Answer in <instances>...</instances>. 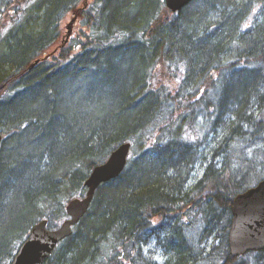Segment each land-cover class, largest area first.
Instances as JSON below:
<instances>
[{
  "label": "trees",
  "instance_id": "1",
  "mask_svg": "<svg viewBox=\"0 0 264 264\" xmlns=\"http://www.w3.org/2000/svg\"><path fill=\"white\" fill-rule=\"evenodd\" d=\"M79 3L85 4L84 0H0V46L5 45V51L16 58L21 52L25 57V65L18 69V86L10 77L13 67L0 53V129L5 134L0 150V264L11 262L39 220L48 219L49 228L61 224L65 204L83 194L92 169L125 142L133 147L139 142L145 145L129 156L124 173L97 190L90 209L97 210L96 215L87 222L93 221L81 228L85 216L47 264H58L66 257L73 264L141 261L139 244L147 237L148 220L141 227L132 211L137 210L138 201L147 207L151 204L152 210L155 199L170 198L162 181L148 179L145 163L171 169L178 160L185 172L193 147L199 146L195 141L202 137L197 116L210 119L213 107L222 115L229 109L233 120H248L254 133H245L232 126L235 121L225 119L218 128L231 131L221 142L232 160L227 157L221 168L217 163L214 168L208 166L205 180L195 184L211 188L200 204L205 212L200 219L204 216L209 221L216 215L224 233L222 245L210 249L208 257L222 255L215 264L221 260L223 264H264V250L234 256L228 243L234 197L264 178V152L259 148L253 157L246 153L264 140V19L260 17L264 0H192L177 12L165 0H89L79 13L81 25L88 30L61 45L63 20ZM214 6L218 9L212 12ZM38 10L45 13L33 16ZM42 25L49 27V39L37 31L38 36L31 37L37 43L27 49L28 29ZM131 43L144 54L125 52ZM57 46L59 50H53ZM114 50L116 56H110ZM43 54L51 55V60L28 72L31 62ZM80 62L97 68L87 65L95 72L56 79L58 72L74 70ZM192 63L205 72H194ZM108 69L114 74L108 76ZM137 73L140 77L133 80ZM231 80L229 94L239 102L238 110L225 105L222 96L207 98L212 88ZM27 81L37 93L26 91ZM53 98L60 116L53 127L32 134L29 131L35 129L36 121L20 124L13 118H42ZM24 141L27 144L19 147L18 142ZM181 148L185 153L180 156ZM40 154L48 155L51 163L38 160ZM19 167L25 168L23 174ZM131 179L137 180L134 187L124 188ZM39 184L50 186L35 191ZM26 186L30 188L21 195ZM31 195L40 199L34 212L25 206ZM174 223V236L179 238L174 257H180L175 264H197L185 262L180 254L188 236L185 225L181 229V222ZM112 250L114 254H109Z\"/></svg>",
  "mask_w": 264,
  "mask_h": 264
},
{
  "label": "bare ground",
  "instance_id": "2",
  "mask_svg": "<svg viewBox=\"0 0 264 264\" xmlns=\"http://www.w3.org/2000/svg\"><path fill=\"white\" fill-rule=\"evenodd\" d=\"M218 4V3H216ZM218 9V6H214L213 9L211 10L212 12H215ZM45 13L44 11H35V13L33 14V16L35 17H40L42 14ZM211 20L207 21L206 25L209 24ZM49 27L42 25L40 26L38 29L36 30H32L31 28L28 29V36L29 38H26L25 41L27 42V49L31 48V45H34L35 43H37L36 40L31 39V37H35L38 32H42L41 35H44L45 38L49 39L48 35L46 34L47 29ZM27 36V33H25ZM23 36V35H22ZM31 44V45H30ZM16 45V44H15ZM14 45V46H15ZM127 50L125 52H129L130 51V55H138V56H142L145 52V50H141L140 48H138V45L131 43L129 45H127ZM6 46H0V53L3 55L4 59L6 61H8L9 63H7L9 65H11L13 67L12 71L10 72V77L12 79H14V81L16 82V84H18V86H20L19 82V78H20V74L19 70L22 66L25 65V57L24 54L21 52L20 55L18 56V58H16L13 54H11L10 52L5 51ZM246 49V46H245ZM110 56H116V50H114L113 52L110 53ZM87 65H92L95 69L97 68V65H95L94 63H84V62H80L79 65L71 71L65 70V71H60L56 74V79L59 80L60 79H66V78H74V76L78 77V76H83L84 74H88V73H94L95 71L92 70L90 67H86ZM192 70L194 72H196L197 74H200L201 72L204 73V69L196 67V65H194L193 63L190 64ZM28 69V70H27ZM26 70L28 72H30L29 70H32L30 67L26 68ZM28 72H25L26 74H30ZM97 73V72H96ZM238 73V72H237ZM113 69H108L107 70V75H113ZM195 74V73H193ZM40 75H38L37 77H39ZM140 77V76H139ZM138 77V73H137V77H133V80H137ZM236 78V75H234V77H232V79ZM89 81V79H88ZM234 80H231V82H226L223 85H219L218 87L216 86L215 88H212V91L208 94L207 98H209L211 101L214 99L213 97L215 96L216 98L218 96H222L225 100L224 103L225 105H232V108L235 110L239 109V102L235 99L234 97L231 98L230 94H229V88H231V85L233 84ZM133 83V82H132ZM26 91L29 92L30 94H33V92H36V89L34 90V86L33 83H31L30 81H27L26 83ZM15 89V87H12V90ZM80 92L79 90L77 91V93ZM212 115L210 117V119L205 120L204 116L202 115H198L197 116V120L199 121V126L201 128L202 132H207L209 134V132H211L214 128L219 129L218 126H220L222 124L223 121H225V119L232 117L230 116L231 114L229 113V109L228 111H226L224 113V115H222L219 111H216V109H214V107L212 108ZM45 118V121H43L42 118ZM43 117L40 118L39 116H23V117H13L16 121H20V124H23L24 122L27 121V119L29 120H33L36 121L37 126L35 127L34 130H30L29 132L34 134L37 133L39 134L40 131L42 130V127H53L56 123V120H58L59 116V109H58V105L57 102H55L54 98L52 99V103H49V106L45 108V115L43 114ZM238 120H236L237 122V127L241 128V130H243L245 133L247 132V130H250L252 133H254V130H252V124H249L248 120H244L242 118H237ZM28 120L27 123H30ZM228 120L230 121H235L231 118H229ZM235 127V125H232ZM0 133H2V135L4 134V130L0 129ZM225 140V139H224ZM20 144V145H19ZM23 144H27L25 141L19 143L18 145L19 147H21ZM214 144V143H213ZM206 145V143H204L203 145L198 146L199 149L197 152H200L201 148ZM223 142H220L218 144H214L213 146L210 147V151H209V157L213 156V159L210 160L211 162L208 164L209 167H213L216 165V162L218 163V161L220 159H222L221 161L224 163L226 161V158L228 157V160H232L231 154L230 153H224L223 152ZM116 149V147L114 148V150ZM114 150H112V152L110 154H112L114 152ZM185 150H183V148H181V150L179 151V155H184ZM187 153V152H186ZM109 154V155H110ZM228 154V155H227ZM41 155V154H40ZM38 156L39 158H37L38 160H41L42 162H44L45 164H50L51 160L48 157V155H41ZM216 157H218L216 159ZM108 158V157H107ZM106 158L104 162H106L108 159ZM56 159V158H55ZM199 161V160H198ZM198 161H195V163H197ZM194 162V161H193ZM53 163H57L56 161L53 160ZM102 163V164H103ZM151 162H146L145 163V167L146 170L145 172L148 174V179H152L153 181H155V183H159L160 181H162V184L165 185L166 188H168V194H169V199H155L154 203H156L155 205V209L153 208L152 210H150V206L151 204L147 207L146 205H148L147 203H145L144 201L140 202L138 201L137 204V210H133L132 213L135 214V216L138 219V223L141 227H143L144 225L147 224V226L145 227V235L147 236L140 244V255L142 254L143 256H145V263L144 264H153V262H151L147 257H146V252L144 251L145 249H149V251H155L157 252V250L165 252L168 257L169 260L171 259V261L168 262V264H175V262H177L179 260V255L177 254L174 257L175 252L173 251L175 248L174 246H176V243L178 242L179 238H175V234H174V230L170 229L171 231H165V230H157V227L162 225L163 222L169 220L170 218L173 217V215H175V212L178 213L182 211V209L184 208H188L190 206V198L192 197V194L194 195L195 190L192 191L193 187H186L187 182V178L185 177V174H181V164L178 162V160H176L172 166L171 169L169 168H156L155 166H153ZM185 163V162H184ZM223 163H221V165H223ZM99 164V165H102ZM191 164L189 161L188 163H186V165ZM29 165V164H28ZM97 165V166H99ZM127 166V163L125 165V168ZM192 166V165H190ZM27 167V166H26ZM216 167H218V165H216ZM23 170H25V168L23 167H19V174H23ZM126 169H124L121 173H124ZM206 172V171H205ZM208 174H205L202 176L201 179H199L198 182H203L205 180V176ZM137 180L135 179H131L128 182H126V184L124 185V188H133L135 183ZM209 185V184H207ZM48 186H50L49 184H43V185H37L34 188L35 191L43 189V188H47ZM30 187L26 186V188H21L20 192L21 195H23V192H26V190H28ZM210 188V186H209ZM11 189V188H10ZM246 191V190H244ZM242 191V192H244ZM241 193V192H239ZM238 195V194H237ZM35 196L31 195V197L27 200L25 206L26 209L28 208L29 211L34 212L35 209H38L39 207H36V205L38 204V202L40 201V199H34ZM43 200V199H41ZM150 203H153L152 200H150ZM179 203H181L179 205ZM182 207V208H181ZM96 211L97 210H90L86 212L87 216L83 222V224L80 225L81 228H83V226L85 225V227L87 225H89V221L91 219H94V216L96 215ZM169 212L167 214H165L164 216L161 217L162 214ZM62 214H66V210L62 212ZM144 214H145V219H144ZM136 220V219H135ZM144 220H148L146 224H144ZM219 217H217L216 215H214L213 217L209 218V221L205 219V217H203L201 219V222H204L205 224V231L207 233V231L209 232V235L211 237L215 236L217 237L218 240L221 239V235H216L215 232H218L219 230V226H220V222L218 221ZM87 222V223H86ZM207 222H208V226H207ZM86 223V224H85ZM214 225V226H212ZM151 227V228H149ZM73 236V235H72ZM71 236V237H72ZM186 247L184 248V250H180L182 253H180L183 258L185 259L184 261H188V263H195L198 261L199 258H203L204 257H208L209 255V250L212 249L215 246H218L219 244L216 243H208V245L201 247L199 250L196 251V249L194 248V246L191 244V241L188 239L186 240ZM98 250V249H96ZM155 254V253H154ZM181 256V257H182ZM76 254H75V258H76ZM211 257V256H210ZM175 258V259H174ZM73 260L70 257H66V260L64 261L62 259V261H60V263L58 264H73ZM225 262V260L222 261L221 264H223Z\"/></svg>",
  "mask_w": 264,
  "mask_h": 264
},
{
  "label": "water",
  "instance_id": "3",
  "mask_svg": "<svg viewBox=\"0 0 264 264\" xmlns=\"http://www.w3.org/2000/svg\"><path fill=\"white\" fill-rule=\"evenodd\" d=\"M87 1V0H85ZM167 6L178 11L191 0H165ZM78 14L67 24L71 35ZM40 61L35 60L30 68ZM2 133H0V146ZM131 143L125 142L118 146L102 165L94 167L86 180L87 194L82 198H74L67 205L71 218L65 220L57 229H47V220H42L32 227V230L17 251L11 264H43L51 255L54 248L65 237L72 233V225L79 222L88 211L93 201L96 189L105 181L115 178L125 168ZM232 204V223L229 229L230 253L234 256L248 251L264 249V179L255 187L239 193Z\"/></svg>",
  "mask_w": 264,
  "mask_h": 264
},
{
  "label": "rangeland",
  "instance_id": "4",
  "mask_svg": "<svg viewBox=\"0 0 264 264\" xmlns=\"http://www.w3.org/2000/svg\"><path fill=\"white\" fill-rule=\"evenodd\" d=\"M80 4V3H79ZM78 4V5H79ZM73 11V10H72ZM72 11L69 12L67 14V16L64 18L63 20V32H62V36L66 33V24L71 20V17L73 16ZM261 19H264V11L261 14ZM73 31L70 37H77L81 34V32L85 29L88 30V27L84 28L83 25H81L80 23V19L78 18L73 25ZM198 80V79H195ZM253 103L256 102V98L253 99L252 101ZM213 112V111H212ZM235 119V128L237 126V122H236V118ZM185 126L184 128H187L189 126L188 122L185 121ZM231 131H229V133H225L224 129L221 127L219 129L214 128L211 132H209V134L207 132H203L201 131V135L202 137H200L198 140H196L195 142L197 144H199V146L201 144H204V142L206 143V145H204L200 152H197L199 147L195 144V146L193 147V152L190 154V159L189 162L191 164H187V169L185 170V172H181L183 174H185V177L187 178V184L186 187L190 186L193 187L192 191L195 190L194 195L192 194V197L189 199L190 200V209L189 207L187 208L186 212H178L175 214L179 215L180 218L176 217V215H174V219L180 220L181 223L184 222H189V218H190V222L187 224V229L185 230V233L188 236V239L191 241V244L194 246V248L197 250H199L201 247L208 245V243H218L219 245H222L221 243V239L218 240L217 237L213 236L211 238L209 235V232L205 231V224L204 222H201V217H202V212H204V208L201 209L200 204H204L206 197H207V193H211V188H209V185L202 183L201 185H199L198 187H195V184H198L199 179L202 178V176L205 174V171L208 167V164L211 162L210 160L213 159V156L209 157V151H210V147L213 146L214 144H218L221 141H223L227 135L230 136ZM204 140V141H203ZM214 143V144H213ZM145 144L141 145V143H136L132 149L131 155L130 157H133L134 155H136V153L144 147ZM261 149V151L264 152V140L259 139V142L256 144V147H251L249 148L246 153H249V155L251 157H253L255 155V151L258 149ZM217 159V158H216ZM199 160V161H198ZM222 159H220L217 163L218 168H221L222 165L221 163H223L221 161ZM194 161V162H193ZM195 161H198L197 163H195ZM192 165V166H190ZM65 211V210H63ZM62 211V212H63ZM220 212V211H219ZM205 214V212H204ZM64 216H66V214H63ZM225 215V214H223ZM204 217V216H203ZM207 226H208V222H207ZM77 229V228H76ZM216 235H224V233L220 230V226H219V230L218 232H215ZM209 236V237H208ZM218 245V246H219ZM146 252V257L153 262V264H165V260L168 258L166 256V253L162 251H149V249H145L144 250ZM109 254H114L113 250L112 251H108ZM155 253V254H154ZM213 257V258H212ZM220 257H222V255H219L218 257L215 256H211V257H205L204 256L202 259H200L199 261H197V264H215L214 261L218 260ZM56 257H54L52 260H54ZM140 260L137 263L134 264H144L143 262H145V259L141 258V255L139 256ZM250 258H253V254L250 256ZM223 260L218 261L216 264H220ZM55 264V263H52ZM133 264V263H132Z\"/></svg>",
  "mask_w": 264,
  "mask_h": 264
},
{
  "label": "flooded vegetation",
  "instance_id": "5",
  "mask_svg": "<svg viewBox=\"0 0 264 264\" xmlns=\"http://www.w3.org/2000/svg\"><path fill=\"white\" fill-rule=\"evenodd\" d=\"M176 217L180 218L179 215H176ZM172 218L174 219L175 217L173 216ZM172 224H173V225L169 227V231H171L170 229H172V230H174V231L176 230V228H175V225H176V224L174 223V220H173ZM180 225H181V224L179 223L178 226H180ZM181 229H183V225H182ZM166 256L168 257L167 254H166ZM168 258H169V257H168ZM168 258L166 259L165 264L167 263Z\"/></svg>",
  "mask_w": 264,
  "mask_h": 264
}]
</instances>
